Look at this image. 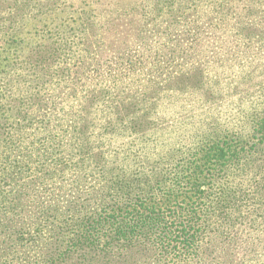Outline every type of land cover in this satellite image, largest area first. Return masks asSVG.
Masks as SVG:
<instances>
[{
  "label": "trees",
  "instance_id": "16d2710c",
  "mask_svg": "<svg viewBox=\"0 0 264 264\" xmlns=\"http://www.w3.org/2000/svg\"><path fill=\"white\" fill-rule=\"evenodd\" d=\"M133 5L205 32L115 70L93 0H0V264H264V0Z\"/></svg>",
  "mask_w": 264,
  "mask_h": 264
},
{
  "label": "rangeland",
  "instance_id": "374dc122",
  "mask_svg": "<svg viewBox=\"0 0 264 264\" xmlns=\"http://www.w3.org/2000/svg\"><path fill=\"white\" fill-rule=\"evenodd\" d=\"M149 1L154 3L155 0H93L94 7L96 9L100 10L99 14H95V25L96 28H92L90 30H99L101 32V36L103 38L102 42L103 45L101 46L104 48V60H107L106 63H110L112 60V68H115L117 70L116 66L114 65L116 62L117 57L122 56V60H124V65L128 64V62H131L128 60L131 56H137L140 61H134L136 62V66L142 68L143 64H149L151 68L154 67V65H160V66H174L178 61L177 59H174L172 62H167L166 58H159V57H148L147 50L154 49L156 46L162 45L163 47H173L176 46L180 50H185L187 47L191 46L192 41L190 38V34L193 32V30H199L205 32V26H204V20L194 22L192 25L187 26V24L183 23L182 20V12L181 8L177 10H169L166 11L167 8H165V11L163 14H159L158 17H154L153 13L148 14V16H143L142 12L139 10H136V6L133 4H137V7L139 9V6L141 3ZM131 2V4L129 3ZM141 10V9H140ZM57 13H61V10L57 11ZM57 15V14H56ZM175 16H178L179 19H174ZM56 17V16H55ZM145 17V18H144ZM73 19V18H72ZM73 20H68V24L75 26L76 23H74ZM200 22V23H199ZM57 21H53V24H56ZM171 25V26H167ZM177 30L179 32V36L176 37L174 35V30ZM202 28L203 30H200ZM139 30V31H138ZM146 30H157L158 32L165 31L163 36L161 34L156 37L154 31H146ZM139 32L138 41L136 44L129 48V49H123V47L130 46L127 45L131 42H133L137 36V33ZM169 34V35H168ZM186 35H188L186 37ZM216 35L211 36L212 43H217ZM106 43L109 45L106 48ZM232 44V43H231ZM24 44L21 42L17 43H10V44H0V70L5 67V65L10 62L15 49L22 47ZM234 46V45H233ZM122 48V50H119ZM229 53L233 54V51L237 49H226ZM120 51V52H119ZM258 53L259 52H254ZM253 53V54H254ZM143 54L145 60L141 59V55ZM252 57V53L250 54ZM240 54H238L235 58L239 60ZM215 58V57H214ZM212 58L211 60H213ZM205 59H207V56H205ZM106 66H102L103 69H105ZM143 69H148L143 68ZM236 71L232 70H225V71H218L215 69H211V75L215 76L220 80V83L218 85V92L222 93L221 91H227L228 93L236 91L238 92L237 87L238 84V76L235 75ZM171 72L168 71L167 74H170ZM219 77H217V76ZM232 79V80H230ZM237 80V81H236ZM200 82V80H193L190 77V80H184V82L191 84L192 86L195 84V82ZM202 81V80H201ZM190 86V85H189ZM234 86V89H232ZM188 87V86H187ZM189 88V87H188ZM238 93L233 94L234 96H237ZM240 96H244L245 94H239ZM236 99L239 98L235 97ZM229 99H226L223 102H220V104H225V102H228ZM54 103L52 101L49 105ZM227 109L229 107H226ZM2 112V111H0ZM225 119L231 120L232 116L229 112L224 111ZM38 116V114L36 113ZM7 116V113L1 114L0 117ZM10 122V121H8ZM1 164V162H0ZM6 165V164H5ZM7 166V165H6ZM0 175L4 176V181L6 183H13L16 182V184H20L23 181L27 179L26 176L22 174H18L15 172L10 166H8L5 170L2 172L0 171ZM11 185H7V188L9 189ZM6 188V186H5ZM13 190V188H12Z\"/></svg>",
  "mask_w": 264,
  "mask_h": 264
}]
</instances>
